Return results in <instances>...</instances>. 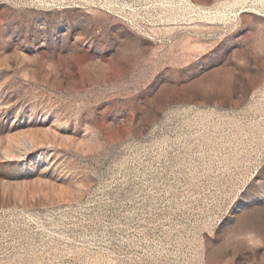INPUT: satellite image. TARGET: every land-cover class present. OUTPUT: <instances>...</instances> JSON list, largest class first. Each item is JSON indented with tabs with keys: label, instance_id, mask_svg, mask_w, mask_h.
<instances>
[{
	"label": "rangeland",
	"instance_id": "374dc122",
	"mask_svg": "<svg viewBox=\"0 0 264 264\" xmlns=\"http://www.w3.org/2000/svg\"><path fill=\"white\" fill-rule=\"evenodd\" d=\"M0 0V264H264V0Z\"/></svg>",
	"mask_w": 264,
	"mask_h": 264
},
{
	"label": "bare ground",
	"instance_id": "6f19581e",
	"mask_svg": "<svg viewBox=\"0 0 264 264\" xmlns=\"http://www.w3.org/2000/svg\"><path fill=\"white\" fill-rule=\"evenodd\" d=\"M50 1H51V0H50ZM63 1H65V2H66V1H69V2H70L71 0H63ZM43 2H45V3H46V0H45V1H43ZM52 2H54V1H52ZM46 5H54V4H52V3H51V4H50V3H46Z\"/></svg>",
	"mask_w": 264,
	"mask_h": 264
},
{
	"label": "built area",
	"instance_id": "2783aa9c",
	"mask_svg": "<svg viewBox=\"0 0 264 264\" xmlns=\"http://www.w3.org/2000/svg\"><path fill=\"white\" fill-rule=\"evenodd\" d=\"M47 1V0H46ZM51 1H54V0H51ZM60 1H62V0H60ZM72 1V3H74L75 1H78V0H71ZM70 1V2H71ZM81 1H83V0H81ZM85 1V0H84ZM65 2V1H64Z\"/></svg>",
	"mask_w": 264,
	"mask_h": 264
}]
</instances>
